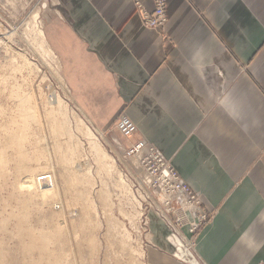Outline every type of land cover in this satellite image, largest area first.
I'll return each mask as SVG.
<instances>
[{"label": "crops", "instance_id": "1", "mask_svg": "<svg viewBox=\"0 0 264 264\" xmlns=\"http://www.w3.org/2000/svg\"><path fill=\"white\" fill-rule=\"evenodd\" d=\"M50 1L41 38L74 108L101 133L126 116L123 149L147 142L199 195V263L264 264V0H166L164 30L136 13L152 0Z\"/></svg>", "mask_w": 264, "mask_h": 264}, {"label": "rangeland", "instance_id": "2", "mask_svg": "<svg viewBox=\"0 0 264 264\" xmlns=\"http://www.w3.org/2000/svg\"><path fill=\"white\" fill-rule=\"evenodd\" d=\"M49 9L0 0V264H157L158 248L162 264H190L183 251L200 264L115 127L98 132L74 108L41 38ZM45 174L53 189L37 186Z\"/></svg>", "mask_w": 264, "mask_h": 264}, {"label": "built area", "instance_id": "3", "mask_svg": "<svg viewBox=\"0 0 264 264\" xmlns=\"http://www.w3.org/2000/svg\"><path fill=\"white\" fill-rule=\"evenodd\" d=\"M152 3L151 11H146L136 4V13L144 28L164 30L167 22L166 0H152ZM114 127L123 139L132 138L137 131L133 122L124 115L118 117ZM123 153L126 158L138 160L137 170L141 171L145 179L143 180L144 187L153 189L155 198L153 204L158 216L165 220H168L169 216L177 227L185 228L187 234L195 236L192 242H187L188 250L195 253L197 235L210 218L209 213L201 205L199 195L188 188L165 157L147 142L137 141L125 148ZM37 184L39 188L51 189L54 179L51 175L45 174L38 178ZM168 227L175 231L170 222H168Z\"/></svg>", "mask_w": 264, "mask_h": 264}, {"label": "bare ground", "instance_id": "4", "mask_svg": "<svg viewBox=\"0 0 264 264\" xmlns=\"http://www.w3.org/2000/svg\"><path fill=\"white\" fill-rule=\"evenodd\" d=\"M51 189H53V187ZM47 190H50V189H47Z\"/></svg>", "mask_w": 264, "mask_h": 264}]
</instances>
